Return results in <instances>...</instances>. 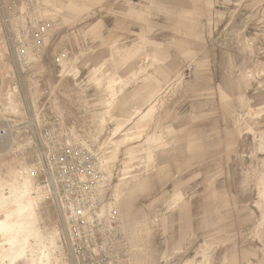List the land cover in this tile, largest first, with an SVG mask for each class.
<instances>
[{
	"label": "rangeland",
	"instance_id": "rangeland-1",
	"mask_svg": "<svg viewBox=\"0 0 264 264\" xmlns=\"http://www.w3.org/2000/svg\"><path fill=\"white\" fill-rule=\"evenodd\" d=\"M0 61V219L34 196L51 264L74 262L33 132L102 153L123 264H264V0H0Z\"/></svg>",
	"mask_w": 264,
	"mask_h": 264
},
{
	"label": "built area",
	"instance_id": "built-area-1",
	"mask_svg": "<svg viewBox=\"0 0 264 264\" xmlns=\"http://www.w3.org/2000/svg\"><path fill=\"white\" fill-rule=\"evenodd\" d=\"M52 30L45 22L22 45L19 59L30 49L41 48ZM7 131H0L5 137ZM35 169L43 187L60 206L65 221V241L74 264H123L127 238L115 211L103 212L107 201L109 176L102 166V153L83 144L63 140L57 134L33 132Z\"/></svg>",
	"mask_w": 264,
	"mask_h": 264
},
{
	"label": "bare ground",
	"instance_id": "bare-ground-1",
	"mask_svg": "<svg viewBox=\"0 0 264 264\" xmlns=\"http://www.w3.org/2000/svg\"><path fill=\"white\" fill-rule=\"evenodd\" d=\"M102 166L105 170L103 159ZM30 190L31 189H29L28 191ZM46 192L48 193V191ZM36 203V198L32 196L30 201L24 204H19L20 207L18 209L7 213L5 217L0 219V231L1 235H3L4 238V245L6 246L5 252H2V256L9 258L10 262H16L22 258L24 259L25 255L28 254L27 252H31L35 254L34 257L36 258V263L34 262V264H51L49 261L50 259H52L51 249L53 244L45 243L44 246L41 247L39 246V244H35L32 246L29 243L31 234L30 232H27L28 228L27 224L25 223V215L35 210L37 206ZM103 212L105 213L104 208Z\"/></svg>",
	"mask_w": 264,
	"mask_h": 264
}]
</instances>
